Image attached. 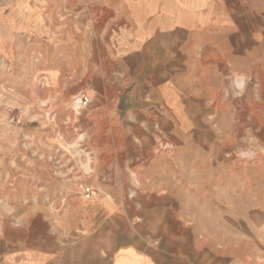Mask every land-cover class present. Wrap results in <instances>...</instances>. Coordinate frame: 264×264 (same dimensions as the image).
Masks as SVG:
<instances>
[{"label":"rangeland","instance_id":"374dc122","mask_svg":"<svg viewBox=\"0 0 264 264\" xmlns=\"http://www.w3.org/2000/svg\"><path fill=\"white\" fill-rule=\"evenodd\" d=\"M119 37L117 11L100 0H0V264H24L30 249L83 253L77 221L90 202L110 196L129 216L153 207L141 198L166 192L138 181L172 180L204 182L208 234L232 244L239 264H263L264 104L236 110L243 139L203 143L201 171L172 172L166 150L181 144L169 140L172 112L120 98L135 78L119 74ZM253 83L264 86V77ZM181 108L191 118L207 112L201 104ZM219 191L224 208L249 219L217 220Z\"/></svg>","mask_w":264,"mask_h":264},{"label":"crops","instance_id":"0c3cea01","mask_svg":"<svg viewBox=\"0 0 264 264\" xmlns=\"http://www.w3.org/2000/svg\"><path fill=\"white\" fill-rule=\"evenodd\" d=\"M100 1L118 14L120 37L114 53L119 74L135 78L120 89V98L125 104H162L172 112L169 140L181 142L166 150L172 172L201 171L195 162L203 156L204 142L221 146L244 138L237 131L236 110L264 104V86L253 83L256 74L264 77V0ZM182 104H201L207 112L191 118L181 111ZM241 121L248 125L249 117ZM138 184L165 188V197L141 198L140 204L153 207L129 216L127 210L115 209L121 202L110 196L92 201L77 221L86 233L85 252L72 247L69 257L62 251L30 249L24 264H239L237 249L212 239L202 223L211 214L204 182ZM215 194L212 215L217 220L249 219L224 208L225 193ZM134 214L137 225L130 223ZM224 231L234 235L231 227ZM101 240L103 250L98 249Z\"/></svg>","mask_w":264,"mask_h":264},{"label":"bare ground","instance_id":"6f19581e","mask_svg":"<svg viewBox=\"0 0 264 264\" xmlns=\"http://www.w3.org/2000/svg\"><path fill=\"white\" fill-rule=\"evenodd\" d=\"M239 79V78H238ZM72 108L74 111L78 112L79 111V108H81V101H80V98L79 97H75L73 100H72ZM81 166H82V169L85 171V173L88 171V161L87 159H84V162L83 163H80ZM136 175V174H135Z\"/></svg>","mask_w":264,"mask_h":264}]
</instances>
